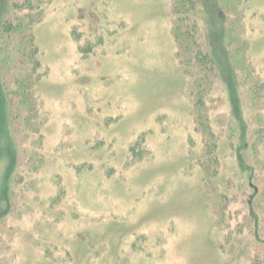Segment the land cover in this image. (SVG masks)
Here are the masks:
<instances>
[{"label": "rangeland", "instance_id": "1", "mask_svg": "<svg viewBox=\"0 0 264 264\" xmlns=\"http://www.w3.org/2000/svg\"><path fill=\"white\" fill-rule=\"evenodd\" d=\"M16 3L40 77L0 127V264H264V0H195L197 105L170 0Z\"/></svg>", "mask_w": 264, "mask_h": 264}, {"label": "trees", "instance_id": "2", "mask_svg": "<svg viewBox=\"0 0 264 264\" xmlns=\"http://www.w3.org/2000/svg\"><path fill=\"white\" fill-rule=\"evenodd\" d=\"M16 1L17 9H22V11H25V8L33 3V0ZM194 4L195 0H170L171 15L175 16V19H172V36L177 47L176 57L182 65L183 72L196 81L195 102L197 105L200 102V92L204 86L210 83V77L215 72V68L214 61L199 43L194 14L191 12ZM34 23L33 17L23 18L19 14L15 15L12 20H0V41L2 40L9 57L15 58V62L9 67L11 73L6 76L7 79L4 82L8 84V89L5 90L3 84L0 83V127L10 116L16 120V128L20 127L22 123H26L30 127L31 121L35 120L31 93L33 85L40 76L37 75L39 62L32 34ZM226 54L225 58L228 62L231 58L227 51ZM10 87H13V90ZM15 102L24 106L25 111L15 108ZM9 141L11 142V139ZM2 151L0 148V155H4ZM13 156H15L14 152L10 154L8 166L16 164V156L14 158ZM239 158L241 159V157ZM11 170L14 171V167L5 169L4 183L8 182ZM8 209L9 205L6 201L5 209L0 213V219L8 214Z\"/></svg>", "mask_w": 264, "mask_h": 264}]
</instances>
